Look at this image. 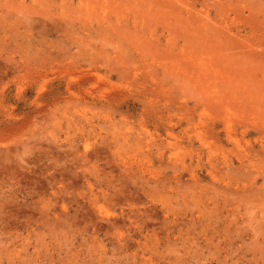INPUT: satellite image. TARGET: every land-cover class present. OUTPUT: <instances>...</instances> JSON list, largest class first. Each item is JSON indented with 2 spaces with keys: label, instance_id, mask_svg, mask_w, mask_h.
Wrapping results in <instances>:
<instances>
[{
  "label": "rangeland",
  "instance_id": "rangeland-1",
  "mask_svg": "<svg viewBox=\"0 0 264 264\" xmlns=\"http://www.w3.org/2000/svg\"><path fill=\"white\" fill-rule=\"evenodd\" d=\"M0 264H264V0H0Z\"/></svg>",
  "mask_w": 264,
  "mask_h": 264
}]
</instances>
